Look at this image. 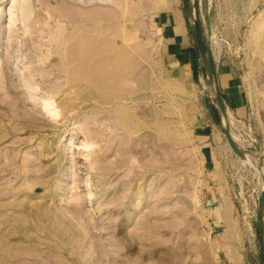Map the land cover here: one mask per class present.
<instances>
[{"label":"rangeland","instance_id":"obj_1","mask_svg":"<svg viewBox=\"0 0 264 264\" xmlns=\"http://www.w3.org/2000/svg\"><path fill=\"white\" fill-rule=\"evenodd\" d=\"M64 1L66 12L97 7L85 0V9L77 0H0L1 218L13 223L24 217L17 203L28 195L43 199L47 215H66L80 230L30 226L40 243L12 239L11 247L32 244L17 264H159V258L170 264H264V0H150L139 8L145 28L136 31L137 40L156 64L152 75L147 62L139 68L140 130L120 126L101 108V95L90 92L103 66L94 64L101 69L87 76L88 63L75 69L86 27L60 20ZM125 1L126 7L138 5ZM118 7L124 14L134 10ZM198 34L228 105L225 125ZM115 39L118 46L132 43ZM169 76L185 85L184 94H172L190 107L186 121L178 113L158 114L166 105L159 83ZM148 78L155 90L147 87ZM160 119L182 126L185 136L171 129L167 140ZM222 127L253 156L251 163L240 160Z\"/></svg>","mask_w":264,"mask_h":264},{"label":"bare ground","instance_id":"obj_2","mask_svg":"<svg viewBox=\"0 0 264 264\" xmlns=\"http://www.w3.org/2000/svg\"><path fill=\"white\" fill-rule=\"evenodd\" d=\"M83 1L84 0L76 1L77 4H80V9H83V8L85 9L86 7L84 6ZM85 1L87 3L88 2L91 3V5L94 4L95 6H97V7H94L93 5L94 9L96 8V10L93 11L91 9L92 10L91 12V10L89 11V7H88V12H85V11L80 12L79 10L74 9L75 8L74 6H70V7H73L72 11H76L75 12L76 14H71L72 11L69 12L70 10L68 11L70 13L69 14L68 12H66L69 9V6L67 5L68 2L64 4L65 3L64 1L62 2L63 3L62 5L65 6L64 7L65 9H63L65 12L62 10L61 12L58 11L59 12L58 16L60 20L67 21L68 18H71L73 23H79L80 25L86 27V28L83 27L84 36L82 35L83 37L86 38L85 45L84 47L81 45L83 48H82V51L79 52V54L75 53L76 55L75 57L77 60L75 69H77L81 63L82 64L88 63L89 64L88 67L85 66L86 69L84 68L85 70L84 72H86V76H87V75L94 74L96 73V71L101 69L99 67H96L97 65L96 63H99V65L103 66L104 71L102 72L104 73L103 75H99V77L95 80V84H93L90 87V92L92 93L94 97L96 96L100 97L101 95L102 102H103L101 108L103 107L104 112L111 113L120 126L126 127V128H132L134 130H140V128H142V123L138 119L137 113L135 112V105H137V103L139 102V98L141 97V96L139 97V94H138V86L140 84L139 82L140 79H138V75L140 72L139 68L143 61L147 62V72H149V75L150 74L152 75V73L154 74L155 72L156 64L153 61L151 50H149L148 48H145L144 43H141L137 40L138 37L136 36V31L139 32L145 28L142 18H140L138 14L140 11H142L143 8H148L151 2L150 0H138V3L136 4H138L139 6L131 2L130 4L132 7L135 5L133 7L134 10L130 11L131 13H128L126 11H128L127 8L130 5L128 4L129 6L126 7L125 5L127 3L125 0H123V5L126 3L124 6L120 4L122 3L121 0H118V4L116 3L117 1L115 0H85ZM62 5H60V7ZM66 6H67V10H66ZM75 6L76 8L78 7L77 5ZM117 7L118 8L121 7L124 9L126 8L125 9L126 11L125 10L124 11L127 14H124V12H120L122 11V9L121 10L117 9ZM130 7L128 9H130ZM141 7L142 9L139 10V8ZM126 21H130L132 22V24L128 26L126 24ZM77 31L79 32L78 29ZM117 36L122 38L121 41L123 42L124 41L127 42V38H129L130 40H132V43L128 45L124 44V45L118 46L116 45V39H115ZM83 40L84 39H82V41ZM81 46H80V49H81ZM87 52H90V53L88 54ZM73 56H74V53H73ZM73 56H72V59H73ZM71 62H73V60ZM94 64L96 65L94 66ZM180 72L182 73L181 69H180ZM156 76L158 77V75ZM81 78L82 76L80 77V79ZM148 81L151 82L152 79L148 78L147 82ZM84 84H86V82ZM154 85L155 84H153V81H152L147 87L150 88L151 90L153 89L155 90V88L157 87H155ZM159 85L163 89L166 105L163 106V108L158 112V114L162 116L163 114L172 115V114L178 113L182 121L183 120L186 121L185 119H188L191 113L190 107H188L184 103L183 97L182 99H179L174 94H172V91H175L179 94L180 93L184 94L186 92L185 85L178 80V77L173 78L171 76L165 78L162 83H159ZM156 86H158V84ZM94 88L100 91L103 90V93L101 92H100L101 94L99 92L96 93ZM72 97L73 99H75L77 96L74 95ZM43 106L46 107V110L49 112V114L54 115V116L57 115L56 110H53L51 108L49 102H44ZM224 111H225V114L221 116L222 117L221 121L225 125L229 115L227 114L225 108H224ZM158 127H160L162 130L165 131L164 137L167 140L171 138L167 134V132L171 131V129H174L176 132H178L180 136H185L183 129H181L182 126L172 128L168 123H166V121H162V119H160ZM227 134L234 142L235 138L231 134L229 133ZM184 140L185 139H183V141ZM228 143L231 146L230 142ZM234 143L236 144V142ZM238 145H237L238 151L235 150L236 155L240 158L241 161L246 162V163H251V158L253 156ZM80 148L87 150L88 147L86 143H82V146ZM187 152L189 153V150ZM260 168L261 169L264 168L263 161H260ZM263 190H264V183L262 184L261 193ZM184 203L187 204L188 201L184 200ZM17 206H19L21 210L25 213L24 217H22L21 219H14L13 223H10L11 222L9 218L10 216L8 218L7 217L1 218V215H0V264H17V259L20 255L24 256V255L29 254V252H31L29 245H32V244L20 245L19 247L9 246V244L12 242V239L15 240V243H21V242L27 243V242L33 241L35 243L33 245L36 246L38 244L39 240H37L36 237H34V235H31L28 229L30 226L34 228H38L39 230H43V229H50L52 228L53 224L55 225L59 223V225L64 224L63 230L65 232H70L72 230L70 234H72L73 231L74 232L76 231L77 233L78 231H80V230L73 229V221L70 218L68 219L66 215H52V216L47 215L45 211V202L43 201V199L32 200L31 196L24 195L22 199L18 201ZM223 213H224L223 219L227 221V218L229 215H228V209L226 206V202H225V207H223ZM124 222L125 223L127 222L126 219ZM63 230L57 229L56 231L62 232ZM59 232H57L58 233L57 237L60 238L61 234ZM148 246L152 247L153 243H149ZM152 253L153 252L151 251L150 254L147 255V257L152 258ZM202 260H203V257H202ZM158 263L159 264H170V261L166 259L161 260L159 258Z\"/></svg>","mask_w":264,"mask_h":264},{"label":"water","instance_id":"obj_3","mask_svg":"<svg viewBox=\"0 0 264 264\" xmlns=\"http://www.w3.org/2000/svg\"><path fill=\"white\" fill-rule=\"evenodd\" d=\"M197 42H198V48H199V52H200V55L202 58V62H203V66H204V70L206 73L207 80L209 82V85L211 82L214 85V71L212 68L210 56H209L207 50L204 48L199 34L197 35ZM213 91H214V97H215L218 109L220 110L221 114L224 115L225 114L224 103H223V100L221 98L220 92L215 87V85H214ZM222 128H223L222 130L226 133V136H227L232 148L234 150L238 151L237 145L228 136L225 128L224 127H222ZM259 226H260V233H261L262 252H263V258H264V190L260 194V199H259Z\"/></svg>","mask_w":264,"mask_h":264},{"label":"crops","instance_id":"obj_4","mask_svg":"<svg viewBox=\"0 0 264 264\" xmlns=\"http://www.w3.org/2000/svg\"><path fill=\"white\" fill-rule=\"evenodd\" d=\"M230 90V89H229ZM219 92H220V95H221V98H222V100H223V103H224V108H225V110H226V112H227V114H228V110H227V108H228V105H227V103H226V101L224 100V97H223V91H220V89L218 90ZM233 94H232V92L229 94V98H231L232 99V97H234V96H232ZM236 99V98H235ZM233 106H239V103H235V104H233ZM227 107V108H226ZM221 112L219 111V118H220V120H221V116H222V114H220ZM229 115V114H228Z\"/></svg>","mask_w":264,"mask_h":264}]
</instances>
